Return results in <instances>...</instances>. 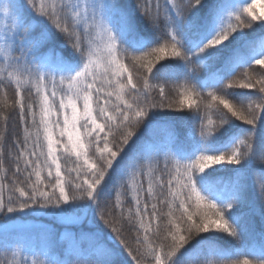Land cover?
<instances>
[{"label": "snow or ice", "instance_id": "snow-or-ice-1", "mask_svg": "<svg viewBox=\"0 0 264 264\" xmlns=\"http://www.w3.org/2000/svg\"><path fill=\"white\" fill-rule=\"evenodd\" d=\"M255 3L0 0V218L90 228L0 224V264H264Z\"/></svg>", "mask_w": 264, "mask_h": 264}, {"label": "trees", "instance_id": "trees-1", "mask_svg": "<svg viewBox=\"0 0 264 264\" xmlns=\"http://www.w3.org/2000/svg\"><path fill=\"white\" fill-rule=\"evenodd\" d=\"M247 3L252 4L253 0H248ZM258 8V7H257ZM26 15L31 18V13L26 12ZM250 19V18H249ZM259 23V22H257ZM39 32V29L36 30V32L33 33V35H37ZM264 32V29L257 28L255 33H251L250 35H259L260 33ZM62 40L61 37L56 36L54 40V44H59V42ZM52 46V45H49ZM239 71H243V69H240ZM11 94V93H10ZM10 124V130L12 121H9ZM198 127V126H197ZM176 134L178 137L183 140L185 137V134L187 132V128L183 125L177 122L176 128H175ZM66 167L71 166V162L67 161L65 163ZM220 175H223L225 177L231 175L228 171L220 173ZM251 197V192L249 193ZM244 209H242L243 211ZM14 221L16 220H30L28 222H23L24 224L21 225L19 222H16L14 224H9L10 221H6L3 218H0V224L8 223L9 227L17 228L20 230V236L22 239H25L33 244L35 243H42L44 238L47 237L52 242V247L56 249L57 252H63L66 248L65 242L61 239V234H73L76 235L79 238V235L81 232H88L90 230L89 228V222H84L83 224H72L68 222L61 221L55 217L52 216H29L26 213H20L12 218ZM255 229L256 232L259 233L260 231V220L259 217L255 218ZM217 245L220 247H228L230 244V241L228 238H224L221 240H218ZM86 246V244H85ZM3 254L0 253V259H2ZM73 264H77L76 257H72Z\"/></svg>", "mask_w": 264, "mask_h": 264}, {"label": "rangeland", "instance_id": "rangeland-1", "mask_svg": "<svg viewBox=\"0 0 264 264\" xmlns=\"http://www.w3.org/2000/svg\"><path fill=\"white\" fill-rule=\"evenodd\" d=\"M252 12L254 14H256L257 16H260V15L264 14V0H256V3L254 5V7L252 8ZM244 15L247 16V13H245ZM248 18H250V17H248ZM28 221H30V220H28ZM28 221H26V220H16L15 223L19 222V224L23 225L24 224L23 222H28ZM9 224H13V223L10 222Z\"/></svg>", "mask_w": 264, "mask_h": 264}]
</instances>
